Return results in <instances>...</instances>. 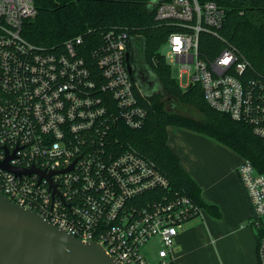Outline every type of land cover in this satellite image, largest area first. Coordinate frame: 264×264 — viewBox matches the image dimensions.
<instances>
[{
    "label": "built area",
    "instance_id": "built-area-1",
    "mask_svg": "<svg viewBox=\"0 0 264 264\" xmlns=\"http://www.w3.org/2000/svg\"><path fill=\"white\" fill-rule=\"evenodd\" d=\"M154 9L173 30L163 57L184 78L180 87L199 85L209 108L264 142V79L245 78L248 63L233 48L201 55V33L217 36L224 10L212 0H158ZM34 15L33 0H0V194L120 264H148L149 244L158 264H173L177 235L202 208L171 191L152 160L113 146L119 124L140 129L147 116L126 68L127 31L103 32L88 61L82 36L51 49L26 40L22 25ZM236 174L264 264V172L243 160Z\"/></svg>",
    "mask_w": 264,
    "mask_h": 264
},
{
    "label": "trees",
    "instance_id": "trees-1",
    "mask_svg": "<svg viewBox=\"0 0 264 264\" xmlns=\"http://www.w3.org/2000/svg\"><path fill=\"white\" fill-rule=\"evenodd\" d=\"M153 1L158 0H33L35 15L23 22L21 31L26 40L47 49L60 48L64 41L82 36L78 51L90 61L92 51L102 44L103 32L116 27L125 29L131 39L130 65L139 60L134 52L136 44L146 73L155 77L158 91L142 88L144 96L138 99L147 111L145 123L136 130L119 124L111 135L113 146L117 150L133 148L152 160L168 179L171 191L189 197L208 215L219 218V210L203 203L199 187L167 145V128L182 127L215 139L260 173L264 172V142L248 125L209 108L199 85L179 87L160 53L173 30L155 20ZM212 1L224 10L225 17L217 36L201 33V55L212 59L222 50L233 48L248 63L245 78L264 79V0ZM171 101L185 106L186 112L199 113L201 118L168 110L166 105Z\"/></svg>",
    "mask_w": 264,
    "mask_h": 264
},
{
    "label": "crops",
    "instance_id": "crops-1",
    "mask_svg": "<svg viewBox=\"0 0 264 264\" xmlns=\"http://www.w3.org/2000/svg\"><path fill=\"white\" fill-rule=\"evenodd\" d=\"M137 47L134 44L135 54L139 48ZM135 83L139 95L144 96L142 90L144 86L139 81ZM157 89L158 87L152 90L158 91ZM167 145L199 187L203 203L215 206L220 212L219 218L211 216L214 219H208L211 243L207 244V251L198 257L195 253L198 254L201 249L196 247L197 224H190L193 222L192 219L183 225L172 249L173 264L177 262H182L181 264H225L223 260L219 262L216 255L217 252L221 254L222 250H226L223 243L224 236L235 241L237 250L235 260L229 259L226 264H257V240H254L256 234L249 224L251 208L236 174V169L243 161L242 158L232 156L202 134L177 126L167 128ZM217 151L223 154L227 163L229 162L226 163L227 167L224 166L220 170L216 168L213 156Z\"/></svg>",
    "mask_w": 264,
    "mask_h": 264
},
{
    "label": "water",
    "instance_id": "water-1",
    "mask_svg": "<svg viewBox=\"0 0 264 264\" xmlns=\"http://www.w3.org/2000/svg\"><path fill=\"white\" fill-rule=\"evenodd\" d=\"M152 3H155L154 1ZM126 68L132 79L129 53ZM1 168L23 172L5 164ZM0 264H120L94 242H82L42 219L37 213L9 202L0 194Z\"/></svg>",
    "mask_w": 264,
    "mask_h": 264
},
{
    "label": "rangeland",
    "instance_id": "rangeland-1",
    "mask_svg": "<svg viewBox=\"0 0 264 264\" xmlns=\"http://www.w3.org/2000/svg\"><path fill=\"white\" fill-rule=\"evenodd\" d=\"M166 51H167L166 47L162 46L160 49V53L162 55H164ZM171 75L175 80L178 81V79H179L178 85L179 84L181 86L185 85L184 78H179L177 76V71H176L175 67H172ZM166 107L170 111H176L177 113H184L185 112L188 115H192V116H195L197 118H201V115L195 111L190 110L189 112H186L187 108L185 106H183L182 104L176 102V101L167 102ZM210 140H212L214 143H216L220 148L224 149V151H228L232 156H234V157L238 156L240 158V156L235 151H233V149H231L229 146H227V145H225V144H223V143H221L215 139H210ZM217 153H218V151H217ZM217 153H214L213 156L215 159V166L218 170H220L224 166L227 167L226 166L227 159H224L223 154H221V153L217 154ZM209 218H212V217L209 216L204 210H202L201 216L199 218L193 219V222L190 223V224H197V226H196V228H197V231H196L197 232L196 247L198 249H201V252H199L198 254L195 253L196 257L201 255L203 252H206L207 251V244L211 243L212 238H210V231L208 230V225H207ZM212 219H214V218H212ZM254 240H256V238H254ZM223 243H224L226 250L225 251L222 250L221 254H220V252L216 253V251L214 253H216L217 259H219V262L221 260H223V261H225L224 263L226 264V262L229 261V259L231 261L235 260V256H236L235 254L237 253L236 252L237 250L235 249V241L232 239H227V236H224ZM145 250H146L145 259H146L147 263L148 264H158V260L156 258L157 248H154L153 244H149L145 248ZM212 251H214L213 248H212ZM181 263L182 262H177L175 264H181ZM257 264H258V260H257Z\"/></svg>",
    "mask_w": 264,
    "mask_h": 264
},
{
    "label": "flooded vegetation",
    "instance_id": "flooded-vegetation-1",
    "mask_svg": "<svg viewBox=\"0 0 264 264\" xmlns=\"http://www.w3.org/2000/svg\"><path fill=\"white\" fill-rule=\"evenodd\" d=\"M136 49H135V51H136ZM136 55L139 56V60L135 64H133V66H132L133 74L136 75V77L138 78L139 82L144 87H146V88H148L150 90H152L153 88H156V84H155L154 79L151 78L150 75H147L145 67L143 66L144 64H143V62H142V60L140 58V48L137 49V54ZM152 91L155 92L154 90H152Z\"/></svg>",
    "mask_w": 264,
    "mask_h": 264
}]
</instances>
